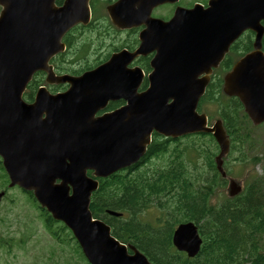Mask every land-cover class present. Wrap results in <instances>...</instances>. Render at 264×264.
<instances>
[{
    "label": "water",
    "instance_id": "obj_1",
    "mask_svg": "<svg viewBox=\"0 0 264 264\" xmlns=\"http://www.w3.org/2000/svg\"><path fill=\"white\" fill-rule=\"evenodd\" d=\"M166 1L175 0H119L110 6L108 13L119 27L145 14L139 47L70 76L56 75L49 60L64 51L63 35L88 21V0H64L60 6L55 0H0V159L8 186L31 191L41 208L71 230L90 264H152L113 237L89 207L97 177L137 161L152 131L212 133L221 148L216 161L223 173L227 135L220 121L207 127L197 105L212 68L246 29L256 32L255 49L224 76L223 91L238 96L255 123L264 120V0H210L205 8H177L169 21L148 17L153 5ZM150 52L149 86L137 93L141 71L121 62ZM36 71H44L50 84L67 83L68 89L51 94L40 87L32 103L24 102L22 93ZM118 98L127 104L95 116L108 100ZM239 190L231 180L229 194ZM172 242L193 256L201 239L188 222L177 226Z\"/></svg>",
    "mask_w": 264,
    "mask_h": 264
},
{
    "label": "trees",
    "instance_id": "obj_2",
    "mask_svg": "<svg viewBox=\"0 0 264 264\" xmlns=\"http://www.w3.org/2000/svg\"><path fill=\"white\" fill-rule=\"evenodd\" d=\"M65 53L56 60L62 61ZM59 68L64 70L61 66ZM215 100L219 106L224 105L219 113L230 133L232 149L236 145L239 147L243 138L232 135L240 131L237 125L239 117L243 121L241 127L246 128V116H238L240 103L237 99L226 97L221 90L210 87L198 108L202 110L205 103ZM204 137L194 135L198 140L194 144V157L197 156L204 167L201 170L194 161V187L187 181L190 177L188 169L150 172L148 168L140 167L102 179L99 188L92 194L90 210L94 217L111 226L113 235L120 241L133 244L156 264H264V256L260 253L264 235V176H254L253 182L246 184L238 196L211 203L214 190L222 188L225 181L220 178L214 163L216 144L212 137ZM241 160L246 161L243 157ZM180 165L183 167L181 162L176 167ZM0 171V180L8 182L1 163ZM0 189L6 191L7 187ZM36 207L44 227L53 238L62 243L69 241L66 227L54 221L45 210ZM153 207L165 215L144 218V213L147 215L150 212L148 209ZM106 210L128 216L114 217ZM188 219H194L198 224L203 238L200 251L193 258L176 251L171 242L175 224ZM6 246H9V241L0 234V248Z\"/></svg>",
    "mask_w": 264,
    "mask_h": 264
},
{
    "label": "flooded vegetation",
    "instance_id": "obj_3",
    "mask_svg": "<svg viewBox=\"0 0 264 264\" xmlns=\"http://www.w3.org/2000/svg\"><path fill=\"white\" fill-rule=\"evenodd\" d=\"M117 0H90L91 18L87 24H78L65 35L68 44L67 58L63 60L65 67L70 75H81L84 72L92 71L93 69L107 63L113 55L124 53L131 54L139 47V35L145 29V15L136 16L134 23L129 28H120L107 13V7ZM206 3L207 0H194ZM182 0L177 3H163L156 5L150 9V15L163 20L169 19L176 6H182ZM190 7V6H188ZM117 20V19H116ZM252 39V33L245 32L234 44L231 45L228 55L232 54L238 58L239 54L248 48ZM153 53L138 54L135 58L121 65L126 69H139L142 73V79L137 87V93H142L148 86L147 75L151 70L150 60ZM231 62V57L228 56L223 67H228ZM59 62L54 64L56 69ZM218 68V69H217ZM216 69L221 72L220 65ZM215 69V70H216ZM45 78L44 73L35 72L26 86L24 99L26 102L34 100L35 93L40 85L39 81ZM212 78V76H211ZM213 80V78H212ZM133 86V84H131ZM68 84L56 85V87L48 86L50 92L65 91L68 89ZM123 98L110 99L107 101L104 108L99 109L95 116H99L105 112L112 111L118 107L125 105ZM161 144L167 152L180 150L181 148H189L186 150L187 156L194 166V138L184 137H161Z\"/></svg>",
    "mask_w": 264,
    "mask_h": 264
},
{
    "label": "rangeland",
    "instance_id": "obj_4",
    "mask_svg": "<svg viewBox=\"0 0 264 264\" xmlns=\"http://www.w3.org/2000/svg\"><path fill=\"white\" fill-rule=\"evenodd\" d=\"M193 1V0H186ZM184 5H188L183 3ZM212 104L207 108L212 109ZM214 119V118H212ZM253 138L264 137V123L252 130ZM249 139L243 144V148H250ZM239 155V152L231 153L224 157L230 163L233 169V176L239 183H244L248 174L253 172V165L246 166L240 174L235 170L240 167V163L233 158ZM201 162V161H200ZM237 172L239 169L236 170ZM244 171L246 173H244ZM258 174L264 172V163L260 162L255 166ZM2 171H0L1 173ZM7 186L4 179L0 180V188ZM35 202L28 193L15 186L10 188L7 194L0 202V234L7 238L9 246L0 248V264H87V260L79 253L75 255L72 252L75 249V243L59 245L48 231L45 230L37 210L34 209ZM150 213V214H149ZM147 215L157 216L156 210H151ZM68 260V262H66Z\"/></svg>",
    "mask_w": 264,
    "mask_h": 264
}]
</instances>
